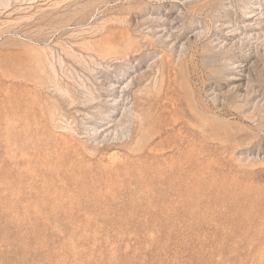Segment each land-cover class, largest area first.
Returning <instances> with one entry per match:
<instances>
[{"label": "rangeland", "instance_id": "rangeland-1", "mask_svg": "<svg viewBox=\"0 0 264 264\" xmlns=\"http://www.w3.org/2000/svg\"><path fill=\"white\" fill-rule=\"evenodd\" d=\"M0 264H264V0L0 2Z\"/></svg>", "mask_w": 264, "mask_h": 264}, {"label": "bare ground", "instance_id": "bare-ground-1", "mask_svg": "<svg viewBox=\"0 0 264 264\" xmlns=\"http://www.w3.org/2000/svg\"><path fill=\"white\" fill-rule=\"evenodd\" d=\"M0 2H3V0H0ZM147 102H148V105H149L150 99H147ZM156 102H158V100H156ZM155 110L157 112L156 113V122L155 121H152V123H150V127H152V128H154L155 126H157L159 124L160 106L156 105ZM112 117H114V114L109 115L108 116L109 119H107V120L104 119L102 121V124L105 125L104 131L110 129L111 127H115V129L118 127V125H119L118 122H114L115 120H113ZM140 137H141V135H140ZM140 137H138V136H136V137L135 136H132L129 139V141H126L125 142V145L128 146L131 143H135V144L136 143H139L140 139H142V137L141 138ZM143 137H145V136H143ZM107 149H109V146H104L101 150H107ZM107 160L109 162H111V163H119V164H122V163H125L126 162V159L124 158L122 160V158L118 154V151L115 150V149L111 150V152H109L107 154Z\"/></svg>", "mask_w": 264, "mask_h": 264}]
</instances>
